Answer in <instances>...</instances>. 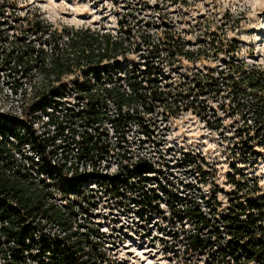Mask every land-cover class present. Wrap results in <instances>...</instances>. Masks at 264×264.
<instances>
[{"label":"trees","instance_id":"16d2710c","mask_svg":"<svg viewBox=\"0 0 264 264\" xmlns=\"http://www.w3.org/2000/svg\"><path fill=\"white\" fill-rule=\"evenodd\" d=\"M9 6L7 16L0 13V69L13 79L21 105L13 113L0 110V264H114L104 234L77 219L66 195L90 180L119 191L133 176L151 173L149 159L128 163L132 127L150 138L157 121L196 105L207 114L205 104L220 101L243 153L255 154L254 142L264 148V69L239 61L236 47L212 41L209 49L190 50L173 36L136 35L127 20L117 33L57 28L41 14L23 17L14 2ZM10 29L16 37L8 42ZM132 54L143 62L124 64ZM203 58L219 63L167 83L164 64ZM66 92H76L78 102ZM110 159L119 161L117 171L103 174ZM248 181L231 180L237 192L224 214L209 202L172 206L171 221L191 227L177 236L186 253L212 252L221 264H264V201L255 197L257 182Z\"/></svg>","mask_w":264,"mask_h":264},{"label":"rangeland","instance_id":"374dc122","mask_svg":"<svg viewBox=\"0 0 264 264\" xmlns=\"http://www.w3.org/2000/svg\"><path fill=\"white\" fill-rule=\"evenodd\" d=\"M12 2L14 11L23 17L41 14L57 28L102 27L117 33L119 22L127 20L136 35L147 31L155 41L173 36L190 50L209 49L212 41L224 50L234 46L239 61L264 69V0H0V13L4 11L7 16ZM4 28L0 26V30ZM9 36L8 42L16 33L10 29ZM4 46L0 43V49ZM128 60L124 64L143 62L135 54ZM218 63L213 58L197 63L181 60L175 68L166 63L167 83L174 85L183 79L180 77L196 70L205 72ZM13 85V79L0 69L1 112L13 113L21 105L20 92L15 95ZM66 93L72 104L78 102L76 92ZM220 106V101H208L207 114L196 105L177 118L159 120L156 134L150 138L132 127L127 146L133 159L128 163L139 157L152 164L151 173L141 180L133 176L119 191L99 180L83 183L78 191L67 189L66 203L76 208L80 222L104 234L114 264H221L212 252L186 253L177 236L182 227H191L179 226L176 219L171 221L169 210L175 204L189 205L195 200L202 206L209 202L224 214L237 192L232 179L243 185L255 180V197L264 201V148L254 142L251 147L255 154H244L232 119L225 117ZM118 164L110 159L100 171L113 174ZM204 179L206 183L201 184L199 180ZM138 185L144 191L153 190L159 201L148 200Z\"/></svg>","mask_w":264,"mask_h":264}]
</instances>
